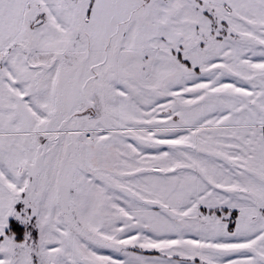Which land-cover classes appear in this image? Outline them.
I'll return each instance as SVG.
<instances>
[{"label": "snow or ice", "instance_id": "6c2138e0", "mask_svg": "<svg viewBox=\"0 0 264 264\" xmlns=\"http://www.w3.org/2000/svg\"><path fill=\"white\" fill-rule=\"evenodd\" d=\"M0 264H264V0H0Z\"/></svg>", "mask_w": 264, "mask_h": 264}]
</instances>
